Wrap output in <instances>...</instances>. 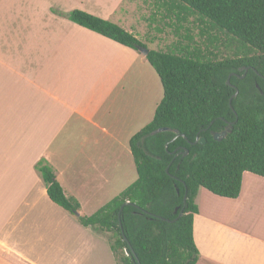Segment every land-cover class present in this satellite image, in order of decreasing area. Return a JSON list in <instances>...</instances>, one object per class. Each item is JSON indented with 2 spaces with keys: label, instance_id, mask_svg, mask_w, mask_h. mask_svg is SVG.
<instances>
[{
  "label": "crops",
  "instance_id": "1",
  "mask_svg": "<svg viewBox=\"0 0 264 264\" xmlns=\"http://www.w3.org/2000/svg\"><path fill=\"white\" fill-rule=\"evenodd\" d=\"M164 5L0 0V264H116L105 233L50 201L36 165L87 216L136 180L129 139L162 99L159 78L143 54L65 14L85 11L143 42L160 34ZM196 201L195 264H264L263 177L244 172L238 197L201 188Z\"/></svg>",
  "mask_w": 264,
  "mask_h": 264
},
{
  "label": "trees",
  "instance_id": "2",
  "mask_svg": "<svg viewBox=\"0 0 264 264\" xmlns=\"http://www.w3.org/2000/svg\"><path fill=\"white\" fill-rule=\"evenodd\" d=\"M173 1L176 6L164 5V17L174 18L175 33L193 16L208 28L211 50L180 42L170 51L149 49L110 20L77 9L65 14L138 53L147 48L144 57L162 86L152 119L129 139L136 180L92 215L79 214L78 201L64 193L52 169L36 165L51 202L77 214L81 225L110 234L116 264H195L199 189L233 199L244 172L264 178V0ZM229 123L230 132L215 140L212 133ZM162 127L170 130L153 133ZM201 136L205 142L194 143Z\"/></svg>",
  "mask_w": 264,
  "mask_h": 264
},
{
  "label": "rangeland",
  "instance_id": "3",
  "mask_svg": "<svg viewBox=\"0 0 264 264\" xmlns=\"http://www.w3.org/2000/svg\"><path fill=\"white\" fill-rule=\"evenodd\" d=\"M166 7H168V4L166 5ZM150 9H152V7L148 8L149 11H151ZM165 12L166 8L164 6L159 10L157 14L161 16L158 17L156 24L157 27L162 29L160 34H158V36L153 40H151L150 36H147V38H142L143 42L146 43L149 49L170 51L173 50V47L179 42L181 44L189 43L190 48L194 46H200V48L204 49L205 51L212 49V46L209 43L208 35L205 34V32L208 31L207 27L200 25L197 21H195V18L192 16L189 17L188 20L182 24L181 28L179 29V33L176 34L174 31L175 25L173 24L174 18H165ZM135 21L139 22V19H136ZM167 23H170V25H167ZM137 29L140 30L141 28ZM202 30L203 34H201ZM185 36H189L190 38L188 39ZM220 50H222V47H219V51ZM229 217L235 220V216L233 217V215H229ZM107 235L110 237V234Z\"/></svg>",
  "mask_w": 264,
  "mask_h": 264
},
{
  "label": "water",
  "instance_id": "4",
  "mask_svg": "<svg viewBox=\"0 0 264 264\" xmlns=\"http://www.w3.org/2000/svg\"><path fill=\"white\" fill-rule=\"evenodd\" d=\"M139 51L141 52V54L146 55L147 52H148V49H147V48L139 47ZM247 69H248V68H246L245 70H247ZM243 76H244V75H242V76H240V77H243ZM229 77H230V76H229ZM227 82H228V84H229L230 86H233L232 84L229 83V80H228ZM237 94H238V89L235 88V92H234V93L232 94V96L229 98V102H231L232 98L236 97ZM231 126H232V124L229 123V124L227 125V127H226L223 131L212 133L213 138H214L215 140H221L222 138H224V137L227 135L228 132H230V127H231ZM167 130H170V129L167 128V127H162V128H158V129L155 130L153 133L161 132V131H167ZM174 132H175V137H177V136L180 135L176 130H174ZM181 136L185 137L184 135H181ZM196 142H199V143L203 144V143L205 142V138H204L203 136H201V137H197V138L194 140V143H196ZM166 146H167V145H166ZM181 153H182L183 155H186V154L188 153V150H187V149H183ZM166 170H167V169H166ZM185 201H186V199H185V197H184L183 202L185 203ZM176 211H177V208L174 210V212H176ZM181 213H182V212H180V213L178 214V216H180ZM76 215H77V214H76ZM165 220L168 221V219H165Z\"/></svg>",
  "mask_w": 264,
  "mask_h": 264
}]
</instances>
